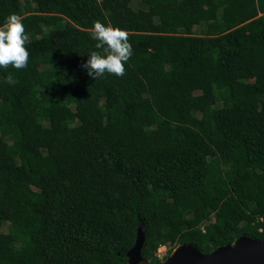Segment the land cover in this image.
Returning a JSON list of instances; mask_svg holds the SVG:
<instances>
[{"label":"trees","instance_id":"trees-1","mask_svg":"<svg viewBox=\"0 0 264 264\" xmlns=\"http://www.w3.org/2000/svg\"><path fill=\"white\" fill-rule=\"evenodd\" d=\"M0 0L28 66L0 68V264H159L264 239V0ZM126 75L82 67L95 21ZM11 79L12 83H8Z\"/></svg>","mask_w":264,"mask_h":264},{"label":"clouds","instance_id":"clouds-1","mask_svg":"<svg viewBox=\"0 0 264 264\" xmlns=\"http://www.w3.org/2000/svg\"><path fill=\"white\" fill-rule=\"evenodd\" d=\"M93 38L97 41L96 49H103L104 54L92 51L87 62L82 67L89 77L101 79L105 74L123 77L126 75L125 64L133 55V47L129 42L127 31L112 25L105 26L95 21L91 29ZM29 35L22 18L13 13L0 25V68H14L19 71L28 66L30 53L26 45ZM12 83L11 79L6 81Z\"/></svg>","mask_w":264,"mask_h":264},{"label":"water","instance_id":"water-1","mask_svg":"<svg viewBox=\"0 0 264 264\" xmlns=\"http://www.w3.org/2000/svg\"><path fill=\"white\" fill-rule=\"evenodd\" d=\"M144 231L143 226L138 228L136 241L126 253L128 264H148L141 253ZM159 264H264V239L243 236L233 244L220 246L209 254L201 253L192 245L180 244Z\"/></svg>","mask_w":264,"mask_h":264},{"label":"rangeland","instance_id":"rangeland-1","mask_svg":"<svg viewBox=\"0 0 264 264\" xmlns=\"http://www.w3.org/2000/svg\"><path fill=\"white\" fill-rule=\"evenodd\" d=\"M139 1L140 0H133L131 7L136 9ZM170 254L168 253V248L167 247L159 248L158 251H157V255H160L162 257V262L165 261L169 257Z\"/></svg>","mask_w":264,"mask_h":264},{"label":"built area","instance_id":"built-area-1","mask_svg":"<svg viewBox=\"0 0 264 264\" xmlns=\"http://www.w3.org/2000/svg\"><path fill=\"white\" fill-rule=\"evenodd\" d=\"M20 1H22V0H20ZM157 258L160 259V260H162V257L160 255H157Z\"/></svg>","mask_w":264,"mask_h":264},{"label":"bare ground","instance_id":"bare-ground-1","mask_svg":"<svg viewBox=\"0 0 264 264\" xmlns=\"http://www.w3.org/2000/svg\"><path fill=\"white\" fill-rule=\"evenodd\" d=\"M180 247V246H179ZM162 248V247H161ZM140 264H146V263H144V262H142V263H140Z\"/></svg>","mask_w":264,"mask_h":264}]
</instances>
